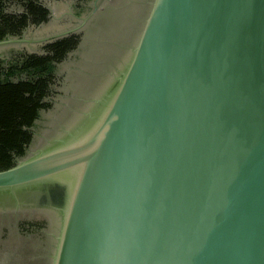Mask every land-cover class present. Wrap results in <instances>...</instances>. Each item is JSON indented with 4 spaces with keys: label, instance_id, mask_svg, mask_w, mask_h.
<instances>
[{
    "label": "water",
    "instance_id": "1",
    "mask_svg": "<svg viewBox=\"0 0 264 264\" xmlns=\"http://www.w3.org/2000/svg\"><path fill=\"white\" fill-rule=\"evenodd\" d=\"M109 81L85 140L0 171L69 185L51 264H264V0H151Z\"/></svg>",
    "mask_w": 264,
    "mask_h": 264
},
{
    "label": "flooded vegetation",
    "instance_id": "2",
    "mask_svg": "<svg viewBox=\"0 0 264 264\" xmlns=\"http://www.w3.org/2000/svg\"><path fill=\"white\" fill-rule=\"evenodd\" d=\"M77 1L84 3L85 0ZM37 3L43 9L48 11L46 14L47 18L49 16L48 8L38 1ZM150 3L151 0H93L91 1V4H88V10L91 12L89 14L90 17L96 14L94 19L101 24L104 23L105 20L111 22L114 10H123L128 6H131L130 14L132 18L129 22L131 25L129 26L133 30H139L148 12ZM86 7L84 9H87ZM9 8L6 9V11H12V9L9 10ZM69 37H73L76 40V44L74 48L66 52L64 58L55 63L56 71L50 80V61L46 60L42 64V70L40 71V67L36 65V57L48 55L49 45L53 41ZM125 37L128 38V34H126ZM53 41L44 44L40 54L13 53L11 56V58L19 61L21 58L29 55V60L31 61L30 68L21 71H18V69H20L19 63L16 62L14 83H16L21 77H24V75H27L25 71L33 72V76L35 75L36 78H40L39 74L42 72L44 79L42 83L38 84L37 88L38 93H42V96L40 95L39 98L42 107L37 109L38 114L32 119V127L29 129L31 132V140L24 147V156L20 158L16 157V163L21 159L29 157L35 150L45 148L51 144L54 138L58 135L56 133L51 136H40L37 135L34 128L40 121L42 112L45 110L47 111L52 105L49 100L51 82L56 76L59 64L71 53H74L75 51L78 53V49L83 42V34L78 33V35L62 36ZM132 45L133 43L129 44V42L126 41L123 45V54L116 57H110V62H106V70L102 76L97 79L91 92L96 87H102L108 75L110 76L114 74L120 65V62L128 54V50ZM8 59H10V57ZM114 63L117 65L114 66ZM35 142L38 143L35 144ZM68 192L69 185L66 182H49L25 186L16 192L15 197H6L7 193L2 194L3 197L0 199V257L7 254L5 256L8 258L7 264H51L52 255L56 248L57 236L59 234V225L62 219L63 207L65 206L69 195Z\"/></svg>",
    "mask_w": 264,
    "mask_h": 264
},
{
    "label": "rangeland",
    "instance_id": "3",
    "mask_svg": "<svg viewBox=\"0 0 264 264\" xmlns=\"http://www.w3.org/2000/svg\"><path fill=\"white\" fill-rule=\"evenodd\" d=\"M36 1L48 8L49 16L42 22L30 24L20 35L2 40L0 60L11 58L13 53L40 54L46 43L62 36L83 34L78 53H71L59 64L51 82L49 100L52 105L42 112L41 119L34 128L37 135L51 136L58 134L81 110L90 99L97 79L106 70V62H110V57L123 54V45L126 41L134 43L139 30H133L129 26L131 6L114 10L111 22L105 20L99 24L94 19L96 14L92 17L89 15L91 12L88 4L93 0H85L84 3L77 0ZM10 9L20 11L16 6H11ZM126 34L128 38L125 37ZM6 255L0 257V264H7Z\"/></svg>",
    "mask_w": 264,
    "mask_h": 264
},
{
    "label": "trees",
    "instance_id": "4",
    "mask_svg": "<svg viewBox=\"0 0 264 264\" xmlns=\"http://www.w3.org/2000/svg\"><path fill=\"white\" fill-rule=\"evenodd\" d=\"M11 6H16L20 11H6ZM47 13L36 0H0V41L20 35L29 24L45 20ZM75 44L73 37L53 41L49 45L48 55L36 57L39 70L49 60L51 80L56 71L55 63L64 58ZM16 62L19 63L18 71L30 68L29 55L19 61L13 58L0 60V171L15 165L16 157L24 156V147L31 140L29 129L32 127V119L37 116V109L42 107L39 102L42 93H38L37 88L44 80L43 73L40 72V78H36L33 72L25 71L27 75L14 83Z\"/></svg>",
    "mask_w": 264,
    "mask_h": 264
},
{
    "label": "bare ground",
    "instance_id": "5",
    "mask_svg": "<svg viewBox=\"0 0 264 264\" xmlns=\"http://www.w3.org/2000/svg\"><path fill=\"white\" fill-rule=\"evenodd\" d=\"M110 76L108 75L102 87H96L93 89V91L91 92L92 97L87 102H85V105L82 106L81 110H78V112L73 116V118L65 124V127H63L61 131H59L58 133L59 138L57 140H59L61 143H65V142L80 143L82 140H85L86 138L85 132L86 134L89 131L92 132L93 129L91 127H93L94 125L92 123L93 122L92 119L96 115V109H98V107L95 106L94 102L96 103L97 100L99 99L100 101L104 100L106 94L105 93L106 88L110 86L107 85L108 82H110L109 81V79H111ZM60 171H64L66 173L68 172V169H66V171L65 170H60ZM60 225H61V221H60ZM60 225H59V229H60Z\"/></svg>",
    "mask_w": 264,
    "mask_h": 264
}]
</instances>
